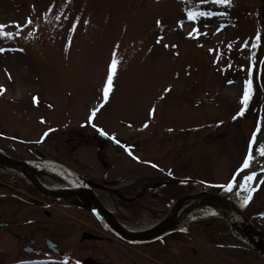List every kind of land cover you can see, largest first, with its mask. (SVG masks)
<instances>
[{"label": "rangeland", "instance_id": "rangeland-1", "mask_svg": "<svg viewBox=\"0 0 264 264\" xmlns=\"http://www.w3.org/2000/svg\"><path fill=\"white\" fill-rule=\"evenodd\" d=\"M0 24L6 25L0 32L12 33L0 34V149L21 157L44 150L69 165L90 166L94 146H78L72 159L60 143L103 129L149 158L150 178L168 174L165 197L122 204L131 214L115 215L120 221L154 222L183 192L219 194L249 154V166L264 165V0H0ZM35 139L45 143L34 145ZM255 173L240 184L255 187L251 200L243 203L240 186L231 200L264 231V167ZM53 209L51 219L21 220V235L4 233L0 264L29 258L84 264V257L99 264H264L222 218L134 244L108 235L81 239L83 230L101 235L87 212L61 199ZM45 235L57 242V253L44 247ZM30 237L39 253L22 251Z\"/></svg>", "mask_w": 264, "mask_h": 264}, {"label": "flooded vegetation", "instance_id": "flooded-vegetation-1", "mask_svg": "<svg viewBox=\"0 0 264 264\" xmlns=\"http://www.w3.org/2000/svg\"><path fill=\"white\" fill-rule=\"evenodd\" d=\"M9 138L10 136H8ZM49 141V144L52 145L51 147L54 149L58 147L56 140L50 138ZM33 143L39 146L45 142L35 139ZM60 144L62 151L72 159H75L74 151L78 146L80 147L84 144L94 146V154L91 156L92 164L90 166L86 164L78 166L66 164L75 170L79 176L83 177L89 193L94 192L101 205L109 208L113 214L120 217H126L127 214L130 215L131 213H127L124 210L122 205L124 203H134L136 207L137 205L141 206L139 200L147 199L150 195H154L158 199L165 197L167 192L165 187L169 182L168 174L162 178H150L149 166H152L153 163H149V158L143 159L141 154L133 149V143H129L128 140L117 136L114 141L95 134L85 137L82 132L78 131L75 135H66ZM111 146L113 147L112 149H106ZM7 153L23 159H54L47 155L44 150L28 153L27 156L22 157L10 152ZM136 157L140 159H136ZM178 182L185 183L180 176H178ZM58 199L55 195L44 193L16 171L0 168V243L4 233L6 235H9L10 231L15 232L16 235L23 233L21 231L22 228H20L21 220L23 219L31 222L35 218L38 219V217L41 219L42 215L48 219L53 218L55 214L53 208L57 206ZM27 204L31 217L25 218ZM109 204L113 207L111 208ZM74 207L85 210L90 218L96 222L98 226L95 229H99L100 237H103V235L111 236L88 210L78 205H74ZM40 225V223H36L33 226V230H37ZM51 233L52 230L49 232L50 236H52ZM50 236L45 235L44 239ZM44 239V247L46 246L47 249H50L45 244ZM28 241L30 243L23 245L22 251L27 249V253H39L40 248L34 246L35 238L30 237Z\"/></svg>", "mask_w": 264, "mask_h": 264}, {"label": "water", "instance_id": "water-1", "mask_svg": "<svg viewBox=\"0 0 264 264\" xmlns=\"http://www.w3.org/2000/svg\"><path fill=\"white\" fill-rule=\"evenodd\" d=\"M102 134V133H99ZM0 166L10 167L16 169L28 177L39 189L49 193L47 190L42 189L41 185L34 179V174L44 170H52L59 172L65 176L71 177L80 192L84 197L88 196L83 179L78 176L68 166L58 163L54 160H24L12 157L0 151ZM251 170H249L250 172ZM245 177V174L241 176ZM235 179V178H234ZM231 191L224 190L222 194L211 195L203 190L194 193H187L177 198L169 212L162 219L158 220L146 229L139 231H127L122 229L115 220L109 215L103 213L93 201L99 200L94 194H90V205L85 204L98 219V221L105 227L113 236L127 242H146L158 236H161L175 228H178L192 220L203 217L216 216L227 219L229 222L240 228L249 238L254 247L259 251V254L264 258V232L258 230L249 218L243 213L240 208L229 199ZM189 200V201H188ZM187 201V205L185 202ZM94 235L89 232H83L82 238H90ZM90 262V259H85Z\"/></svg>", "mask_w": 264, "mask_h": 264}, {"label": "snow or ice", "instance_id": "snow-or-ice-1", "mask_svg": "<svg viewBox=\"0 0 264 264\" xmlns=\"http://www.w3.org/2000/svg\"><path fill=\"white\" fill-rule=\"evenodd\" d=\"M216 2L219 3V4H228V3H230V0H216ZM203 14L204 15H208L210 13H203ZM188 16H189L190 19H195L196 18L191 11H189ZM12 23H17L18 24L19 22H12ZM28 23H31V20L30 19H29ZM20 26L23 27V25H20ZM5 27H6V25L0 24V30L4 29ZM193 31H198V29H193ZM0 34L5 35V36H11L12 35L11 32H0ZM189 35H192V33L190 32ZM259 38H260L259 36L256 37V39H259ZM0 51H4V49H0ZM116 64H117V61L115 60V58H113V60L111 62V65H110V69H109L108 75H107V82H106V84L104 85V88H103V98L105 100H107L108 97H109V91H110V89L112 87V81H113V76H114L115 70H116ZM245 85H246V87H245L244 95H243L242 99H243L244 103L246 104L247 101H248V99L250 98L251 80H246L245 81ZM3 87H4L3 85H0V91L3 90ZM34 99H37V98L34 97ZM96 112H97V109L96 108H93L91 110V115L89 116V120H91L96 115ZM243 112H244V109L242 108L240 110V112L237 113V115L238 116L239 115H242ZM100 131L104 135H109V133L104 132L103 129H100ZM45 135H46V133H45ZM113 139H116V137L113 136ZM126 147H128V146H126ZM261 152L264 153V145H261ZM136 159H140V158L139 157H136ZM250 161H251V154H249V156L244 159V161H243V167H248L249 164H250ZM149 163H152V162L149 161ZM255 176H256V173L253 172V173H251L250 176L245 177V184H247L248 181L254 179ZM245 184L240 185V187L241 188H244L245 191L247 192V195L243 197V203L244 204H247L251 200V198H252V194L255 191V187L249 185V186H247L245 188ZM221 187L224 188L227 191H231L232 188H233V183L230 181L227 184L221 185ZM256 187H258V185ZM262 215H264V214H262Z\"/></svg>", "mask_w": 264, "mask_h": 264}, {"label": "bare ground", "instance_id": "bare-ground-1", "mask_svg": "<svg viewBox=\"0 0 264 264\" xmlns=\"http://www.w3.org/2000/svg\"><path fill=\"white\" fill-rule=\"evenodd\" d=\"M244 169H240L237 172V175H241L243 173ZM42 177L40 182L47 187V189H49L52 192H55L57 194H63L65 191L70 190V189H75V185L65 176L57 173V172H53V171H49V172H45L42 173ZM241 180L238 181V183H240ZM233 194V193H232ZM232 194L230 196H232ZM65 198H69L71 200H78L79 202H83V198L80 197L79 194H76L75 192H73L72 196H65ZM189 201V200H188ZM187 203V201L185 202V204ZM187 205V204H186ZM115 222L118 224V226H120L122 229L127 230V231H138L140 229H143L145 227H147L148 225L150 226L153 222L149 223V222H144V223H128V222H123V221H116ZM239 234L247 239L245 237V235L239 231Z\"/></svg>", "mask_w": 264, "mask_h": 264}]
</instances>
